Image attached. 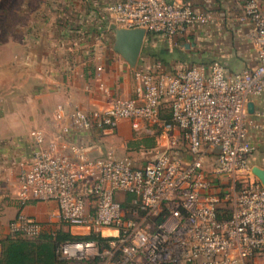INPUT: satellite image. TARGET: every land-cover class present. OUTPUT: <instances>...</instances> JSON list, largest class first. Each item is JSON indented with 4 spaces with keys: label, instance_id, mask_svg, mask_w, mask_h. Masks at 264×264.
Masks as SVG:
<instances>
[{
    "label": "built area",
    "instance_id": "obj_1",
    "mask_svg": "<svg viewBox=\"0 0 264 264\" xmlns=\"http://www.w3.org/2000/svg\"><path fill=\"white\" fill-rule=\"evenodd\" d=\"M105 11L113 27L168 38L211 19L180 0H119ZM240 20L251 27L258 60L253 70L228 74L219 61L175 74L136 69L133 97H116L104 109L74 105L71 125L62 126L63 132L113 130L129 119L134 131L148 128L161 137L177 128L187 141V163L175 151L141 166L111 151L92 158L79 145L47 141L32 129L31 160L17 176L18 204L53 201L56 208L46 223L19 212L8 222L9 233L35 238L61 229L104 239L60 242L56 252L68 264H249L256 255L264 264V186L248 162L254 149L248 131L256 125L247 107L248 98L264 91V1L246 0ZM94 79L100 91L109 92L102 66ZM163 99L171 103L169 121L159 116ZM63 112L56 105L54 119ZM127 195L133 206L128 209L122 206ZM220 203L230 210L227 218L219 217Z\"/></svg>",
    "mask_w": 264,
    "mask_h": 264
},
{
    "label": "crops",
    "instance_id": "obj_2",
    "mask_svg": "<svg viewBox=\"0 0 264 264\" xmlns=\"http://www.w3.org/2000/svg\"><path fill=\"white\" fill-rule=\"evenodd\" d=\"M49 1L56 5L54 9L51 3L55 14H50L49 8L43 11L41 6L35 14L27 9L24 13L29 21L23 27V39L19 43L7 39L0 45V250L4 239L14 237L8 231V222L19 212L46 223L48 214L56 208L53 201L18 204L17 176L20 166L31 160L32 129L41 130L47 141L79 145L92 158L111 151L116 157L129 156L134 165L141 166L159 153L175 151L176 158L185 164L191 157L187 147L186 153L180 154L183 136L177 128L161 137L148 128L134 131L129 119H121L113 130L63 132L62 126L71 125L69 112L74 105L85 110L104 109L116 97H133L136 69L154 75L175 74L194 65L219 61L230 74L253 70L258 63L251 27L240 20L246 0H180L195 12L210 13L211 19L186 27L171 38L147 32L133 68L111 53L115 27L105 7L119 0ZM31 19L38 20L33 25ZM97 66H102L108 93L96 86ZM88 83L92 85L90 90L85 89ZM248 102L253 105L248 118L256 125L248 131L254 147L248 162L251 167L264 169V115H260L264 113V91L248 98ZM58 104L64 106L59 121L53 117ZM170 106L169 99L160 102L161 120H170ZM153 135L152 148L129 145ZM249 264H262V257H251Z\"/></svg>",
    "mask_w": 264,
    "mask_h": 264
},
{
    "label": "trees",
    "instance_id": "obj_3",
    "mask_svg": "<svg viewBox=\"0 0 264 264\" xmlns=\"http://www.w3.org/2000/svg\"><path fill=\"white\" fill-rule=\"evenodd\" d=\"M143 138L132 143L130 142L129 145L132 144L135 147L142 145L146 149L154 147L155 135ZM130 198L129 195L126 196L125 201L122 203L124 208L128 209L131 206L129 203ZM219 211L220 218H227L230 214L228 207L223 206ZM80 239L98 240L104 244V239L99 238V236L90 234L82 238L61 229L44 231L35 238H28L17 234L14 237H7L1 242L0 264H68V261L61 259L57 254V246L65 240Z\"/></svg>",
    "mask_w": 264,
    "mask_h": 264
},
{
    "label": "rangeland",
    "instance_id": "obj_4",
    "mask_svg": "<svg viewBox=\"0 0 264 264\" xmlns=\"http://www.w3.org/2000/svg\"><path fill=\"white\" fill-rule=\"evenodd\" d=\"M44 0H0V45L7 39L16 41L17 43L23 39V27L29 21V16L24 13L27 9H31V13L35 14L38 10L46 8L56 9V5L51 1L43 2ZM52 3V4H51ZM43 4V6H42ZM53 9V10H54ZM51 10L50 14H55V11ZM38 19H31V24L33 25ZM16 30V31H15ZM113 31V30H112ZM112 48V56L121 59L120 55L113 50L114 41L110 42ZM18 54L22 53V50L17 51ZM185 68V67H184ZM187 141L183 138L182 147L180 148V154L186 153ZM118 198L123 199L124 195H119ZM219 207H228L227 204H218Z\"/></svg>",
    "mask_w": 264,
    "mask_h": 264
},
{
    "label": "water",
    "instance_id": "obj_5",
    "mask_svg": "<svg viewBox=\"0 0 264 264\" xmlns=\"http://www.w3.org/2000/svg\"><path fill=\"white\" fill-rule=\"evenodd\" d=\"M146 33L147 31L143 28H114L113 50L120 55L130 68H133L137 62ZM247 107L248 112H252L253 105L251 102L247 103ZM251 173L264 186V169L254 166L251 168Z\"/></svg>",
    "mask_w": 264,
    "mask_h": 264
}]
</instances>
